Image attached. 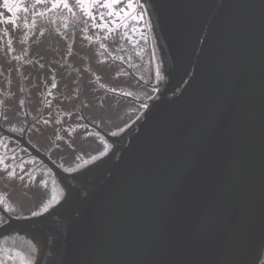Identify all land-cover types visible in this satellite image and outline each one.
I'll return each instance as SVG.
<instances>
[{
  "label": "water",
  "instance_id": "water-1",
  "mask_svg": "<svg viewBox=\"0 0 264 264\" xmlns=\"http://www.w3.org/2000/svg\"><path fill=\"white\" fill-rule=\"evenodd\" d=\"M42 3L36 0L26 8L30 24L19 18L20 28L14 27L13 33L10 10L0 5V83L4 69L10 68L6 80H12L11 89L21 97L15 98L18 122L24 111L23 93H17L20 71L38 73L34 84L50 76L48 66L65 63L59 69L69 75L68 61L74 58L80 65L103 61L96 69L109 75L106 67L112 63L106 61L108 51L98 38L110 47L112 24L126 20L119 30H128L117 39V47L128 55L127 61L143 64L129 49L138 36H146L150 52L145 60L151 73L149 84L140 87L128 72L126 85L137 87V98L118 104L103 101L104 106L98 95L107 88L93 81L86 97L96 102L86 105V115L110 129H122L126 122L128 126L112 135L93 125L100 136L77 123L81 113L56 118L39 145L59 165L29 143L26 132L19 136L0 126L2 134L20 142L62 182L47 184L49 173L32 158L18 161L28 168L24 173L26 178L32 175L35 189L21 185V199L15 203L36 211L9 214L0 205V242L5 240L0 243V262L262 264L264 0H133L132 8L122 0L113 9L83 6L89 19L85 39L97 40L88 45L81 38L65 48L57 47L52 32L42 31L44 13L49 12ZM50 13L52 18L60 16ZM40 32L45 35L36 42L38 51L32 36L39 38ZM60 49L75 53L67 61ZM20 57L28 58L24 67ZM119 63L132 70L131 63ZM121 69L109 71L116 87L123 82ZM77 95L82 101V93ZM45 101L46 113L55 111L56 103ZM90 149L98 156L90 157ZM10 151L15 149L10 146ZM13 153L17 160L19 151ZM61 166L74 172L82 168L70 174ZM50 189L56 190V197L44 195Z\"/></svg>",
  "mask_w": 264,
  "mask_h": 264
},
{
  "label": "flooded vegetation",
  "instance_id": "flooded-vegetation-1",
  "mask_svg": "<svg viewBox=\"0 0 264 264\" xmlns=\"http://www.w3.org/2000/svg\"><path fill=\"white\" fill-rule=\"evenodd\" d=\"M71 6L72 5H70L69 7L71 8ZM55 7H56L55 10H52V11H54L56 14H59L62 17L58 15H54L52 18L51 13H48V14L50 17V21L53 20L56 22V25L58 26L57 28L58 34L61 37H63V38L56 40L57 47L65 48V46L69 44L67 38H72L74 35V32H77L80 28H81V31H84L85 27L83 26V24L88 23L89 19L88 17L86 18V12L80 15L78 19H75V18L71 19V17L68 15L70 13L68 10L67 11L61 10L62 7H64V5L63 6L56 5ZM98 13L104 14L100 9ZM64 19L66 20L64 21L66 23L64 24L58 23L59 20L62 21ZM109 29H110V26H109ZM127 30H128V26L123 28L120 31L119 36H116V37H123L124 35L123 33L126 32ZM85 38L83 39L87 41L88 45H90L92 43V40L90 38L88 39H85ZM40 41L41 39H39V42ZM98 41L108 51L106 55L107 56L106 61L108 63H112L110 66L106 67L109 75L107 74V72L99 71V72H96L95 76H92L93 71H91V69H94L95 66L100 67L99 69H101L103 61L101 62L85 61L84 65H80V63L76 61L74 58L70 61L69 58L75 53L74 49L72 51L73 53L65 49L64 50L60 49L62 53L67 55L68 59L66 60L67 61L69 60L68 66H70L71 68V73L69 75L66 74L65 70H64L65 74L63 75L60 70L62 68L61 65L66 66L65 63L58 64L55 66H48L49 68L48 75L50 76L41 81H37L36 83L33 84L32 79L38 73L37 74L34 73L33 74L34 76H33L31 70H28L26 72V70L22 69V72L24 73L23 76L25 77L27 87L29 88L31 87V85L32 87H37L36 85L41 86L40 87L41 93L31 94V91H30V96H29L28 104H27L30 115L24 114V111H23L22 113L23 121L21 122L17 121L18 120L17 115L19 114L17 110L18 104L14 99V97L19 98L20 96L16 95V88L11 89L10 84L12 80H10V82L6 80V76H10V68L9 69L5 68L1 74V79L3 81H1L0 83V123L2 124V126L12 131H15L17 133H22L25 127L29 125L28 139L34 145H36L39 149H41L42 151L50 155L47 149L40 147L39 142H43V140L45 139V132L50 133L52 131V129L54 128V122L56 118H59V119L67 118V117H71L76 114L77 115H79L80 113L82 114V112L85 111L86 105H89V104L91 105L96 102V101H90L86 97L87 95L86 92L90 91L92 82L95 81V77L98 78V82L95 81V84L103 85L104 87H108L112 85L110 86V89L107 90V93L102 91L98 95V96H101L100 99L102 100V102L99 104H102L103 106H104L103 101L115 102L117 100L116 103L118 104V102H126V101L128 102L129 100L128 99L126 100V97H129V98L136 97L134 96V94H135V90L137 87L134 86V84L132 86L126 85L127 75L126 73L123 72L124 67H122V65L119 62H122L123 60V62L131 63L132 72L137 77L143 79L146 82H149L151 67H150V62H147L145 58H146V55L149 56L150 44H146L147 43L146 36L142 39L138 36L136 38L137 43L135 44V46H132L129 49L130 53H133L134 55L137 53L139 54V57L144 59L142 61L143 62L142 65L137 64L136 59L135 61L133 60V62L127 61L125 58H127L128 55H125V54L121 55V50L118 49V47H120V42L118 40H115L112 44L110 43V47H107L105 43H102L99 38H98ZM33 43H35V39ZM25 53H29L30 55H35L33 52L29 50H27ZM15 55H20V53H16ZM135 58L137 57L135 56ZM19 59L20 61L22 60L20 62V65H23V61L26 62L28 58L24 59L23 57H20ZM112 67H113V70L119 67L122 68L120 75H122V78L123 77L124 78H123V82L120 87H116L115 81L112 78L111 73L109 72V71H112ZM55 70H57V72H54ZM61 76L66 77L67 79H63L61 78ZM105 79H107V81H104ZM133 82H135V85L139 84L138 86L144 87L142 86V84L136 81V79L133 80ZM43 86H45L44 89H43ZM17 93H21L20 87ZM77 93H82L83 95L82 101H80V98L78 97ZM46 94H48L49 100L50 99L53 100L57 105L54 111V116H49V115L44 114L45 109L43 108V101H44L43 97L46 96ZM104 97H105V100H104ZM147 97H144V98H147ZM125 107L129 108L130 107L129 103ZM100 109L101 108H98L96 111L98 112L100 111ZM123 109L124 108H121L120 111ZM51 114H53V112H51ZM87 117L91 120L89 114H87ZM92 121L96 122L93 118H92ZM77 123L80 125L84 124L83 115H82V118L79 117V120ZM96 124L100 125L101 127L107 129V131H109L110 127H104L103 125H101V123H98V122H96ZM3 144L5 145L1 146ZM10 146L14 148L15 151H10ZM16 151H19L17 160H15L13 156L15 154L13 152H16ZM97 156L98 154L96 155V157ZM28 158H32V157L28 154V152L25 149L23 150V148L20 146L19 143H16L14 140L7 138L6 136H3L0 133V204L9 213L12 212L10 210L11 207H17L13 210H18L20 212L19 214L24 213V212H29V210L15 203L16 200L20 201L21 199L22 191L19 190V188L22 189L21 185H26V184L31 185L35 183V182H32L31 180L33 178L32 175H30V178H26L28 175L24 173V170H28V168L25 166L24 163H20ZM36 161L40 163L38 160ZM40 164L45 168V166L42 163ZM19 166L21 167V170H19ZM45 170L47 171L46 168ZM17 179H21L27 182L20 184L19 182H17ZM39 179L43 183L44 178L41 177ZM4 241L5 240L1 241L0 243H3ZM262 264H264V260Z\"/></svg>",
  "mask_w": 264,
  "mask_h": 264
},
{
  "label": "snow or ice",
  "instance_id": "snow-or-ice-1",
  "mask_svg": "<svg viewBox=\"0 0 264 264\" xmlns=\"http://www.w3.org/2000/svg\"><path fill=\"white\" fill-rule=\"evenodd\" d=\"M79 2L81 4H90L92 6H99V7H103L105 9H113L115 7V5L121 4L122 0H104L103 3H100V0H79ZM133 5V0H128V4H127V8H132ZM5 8H8L9 5L7 3V0H5ZM64 7H68L67 3H64ZM11 10V9H9ZM121 11H123V9H121ZM109 15H113V13L110 11ZM103 18V17H101ZM138 17H134V19H137ZM33 215H35V213H33ZM0 264H2V262H0Z\"/></svg>",
  "mask_w": 264,
  "mask_h": 264
}]
</instances>
